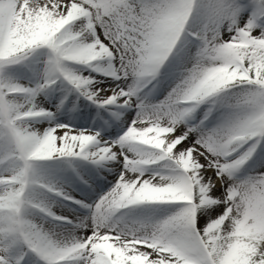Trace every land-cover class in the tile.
<instances>
[{
  "label": "snow or ice",
  "instance_id": "1",
  "mask_svg": "<svg viewBox=\"0 0 264 264\" xmlns=\"http://www.w3.org/2000/svg\"><path fill=\"white\" fill-rule=\"evenodd\" d=\"M0 264H264V0H0Z\"/></svg>",
  "mask_w": 264,
  "mask_h": 264
}]
</instances>
